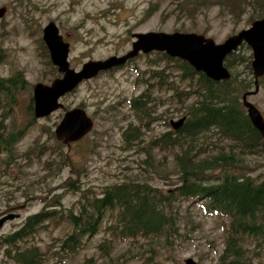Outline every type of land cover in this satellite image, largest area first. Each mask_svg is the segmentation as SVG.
Segmentation results:
<instances>
[{
	"label": "rangeland",
	"instance_id": "obj_1",
	"mask_svg": "<svg viewBox=\"0 0 264 264\" xmlns=\"http://www.w3.org/2000/svg\"><path fill=\"white\" fill-rule=\"evenodd\" d=\"M2 6L6 9L0 17V48L5 56L0 59V77L21 70L32 87L37 82L49 84L58 76L43 38V28L51 21L69 43L70 67L79 69L90 59L127 53L136 39L134 34L141 32H195L222 42L227 36L248 27L251 23H248V17L252 13L250 6L243 7L235 15L213 4L198 6L191 16L186 9L195 5L185 0H0ZM153 70H163L166 74L158 79ZM168 74L165 61L152 51L138 54L127 66L112 74H98L81 82L61 97L60 102L66 109L83 108L92 120V127L70 147L57 142L58 150L57 140L51 134L63 116V108L46 117H35L29 132L14 143L12 152L0 155V216L9 212L17 214L2 225L0 235L17 229L26 216L40 209L47 207L61 212L75 206L78 194L68 185L70 179L95 191L125 179H138L168 188L167 184L176 177L170 148L149 146L144 151L125 142L123 137L125 128L136 126L140 144L146 146L152 138L170 129L167 122L183 117L180 111L183 103L177 102L173 92L166 87L172 86ZM140 93L152 97V109L147 115L130 106V100ZM192 100L188 98L184 103ZM251 100L264 110L262 94ZM20 105L8 120L12 131L25 128L29 123V115ZM243 140H222V143L218 142L220 148L217 150L210 145L197 152L200 159L232 152V172L264 174V149L260 144L251 147L244 136ZM65 149L68 158L63 161ZM250 149L256 153L252 154ZM36 157L38 159L34 160ZM188 204L189 201H183L178 205L176 228L166 237L117 238L104 252L97 247L105 235L100 234L79 253L64 257L60 262L56 259L50 262L108 264L122 253L131 261H137L153 250L161 264H186L187 259L196 264H217L228 218L203 212L197 203ZM45 224V228L37 229L33 242L39 245L47 261L58 249L69 223L55 215ZM4 248L0 244V258H5ZM256 259L253 264H263V259Z\"/></svg>",
	"mask_w": 264,
	"mask_h": 264
},
{
	"label": "trees",
	"instance_id": "obj_2",
	"mask_svg": "<svg viewBox=\"0 0 264 264\" xmlns=\"http://www.w3.org/2000/svg\"><path fill=\"white\" fill-rule=\"evenodd\" d=\"M185 2H192L196 6L186 9L187 14L191 16L198 6L213 4L222 9L226 8V12L235 15H238V11L243 7L250 6L252 13L248 17V23L264 16V0ZM250 50V47L243 43L236 52L226 57L224 65L230 70L231 78L220 81H214L204 73L196 71L186 60L156 51L165 61L169 71L172 86L166 87L173 92L177 102L183 103V110H180L183 116L181 123L178 128H173L171 122H167L170 129L152 138L146 146L140 144L136 126L129 125L125 128L123 137L125 142L132 143L144 151H147L149 146L159 149L169 147L175 166V179L167 184L168 188L138 179H125L103 185L98 191L82 187L81 182L70 179L67 183L78 194L77 204L61 212L47 207L40 209L26 216L17 229L1 234L0 244L5 246V258H0V264H51L52 259L60 262L64 257L79 253L94 236L100 234L105 235L102 241L97 243V247L104 252H107L112 241L117 238L132 240L137 237H166L176 228V210L183 201H189L188 206L197 203L203 212L228 218L224 246L217 264H253L254 259H263L264 174L232 172V152L203 159H200L197 152L210 145L213 150H217L222 140L242 142L243 136L251 147L260 144L264 149L263 140L257 129L251 125L240 101L241 94L253 86ZM4 56L0 48V59L3 60ZM116 70L118 68L111 72ZM153 73L158 79L166 74L163 70H153ZM19 97H22V100H19ZM188 98L193 100L184 103ZM19 104L29 115V123L25 128L12 131L9 129L8 120ZM152 104V97L146 93H140L130 100L131 109L145 115L152 109ZM35 120L32 85L24 73L16 70L11 75L0 77V155L11 153L14 143L25 132L28 133ZM57 142L65 147L61 142ZM250 152L256 153L252 149ZM36 154L40 156L39 153ZM67 158L65 149L62 160ZM37 159L36 157L34 160ZM217 169L220 170L219 173L216 172ZM55 215L67 221L69 229L63 240H59L58 249L45 261L43 251L33 242V238L37 229L45 228V223L55 218ZM260 263L262 262L257 264ZM108 264L161 262L156 260L153 250H149L148 254L140 256L137 261H131L129 256L122 253L117 259L109 260Z\"/></svg>",
	"mask_w": 264,
	"mask_h": 264
},
{
	"label": "water",
	"instance_id": "obj_3",
	"mask_svg": "<svg viewBox=\"0 0 264 264\" xmlns=\"http://www.w3.org/2000/svg\"><path fill=\"white\" fill-rule=\"evenodd\" d=\"M5 7H0V17ZM131 50L121 56H110L106 59L88 60L76 70L68 62L69 43L65 41L54 22L43 28V38L50 53V60L56 66L60 76L49 84L37 82L33 85L32 97L35 117H44L62 107L60 97L74 90L83 80L93 78L101 70L124 64L139 52L163 51L171 57L186 60L196 71L202 72L212 80L229 79L231 74L223 61L227 54L236 50L245 42L252 49L251 68L254 76V90H258V78L264 74V17L255 19L248 28L228 36L223 42L216 43L212 38L194 32L148 31L134 34ZM247 93L242 96L247 115L255 129L264 140V119L260 111L246 100ZM181 119L172 121L171 126L178 128ZM92 127V120L81 107L65 110L60 122L54 129L57 139L69 145L81 139ZM15 213H7L0 217V228L6 220L16 217ZM186 264H196L187 259Z\"/></svg>",
	"mask_w": 264,
	"mask_h": 264
},
{
	"label": "flooded vegetation",
	"instance_id": "obj_4",
	"mask_svg": "<svg viewBox=\"0 0 264 264\" xmlns=\"http://www.w3.org/2000/svg\"><path fill=\"white\" fill-rule=\"evenodd\" d=\"M130 61H127V63ZM249 90L250 89L246 90L245 92H250ZM260 94H262L264 98V74L258 78V90L255 93H247V98H249L248 100L258 108L264 119V110L260 108V106L256 103V101L251 100L252 97L258 96ZM241 103H242V95H241Z\"/></svg>",
	"mask_w": 264,
	"mask_h": 264
}]
</instances>
